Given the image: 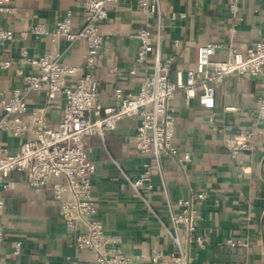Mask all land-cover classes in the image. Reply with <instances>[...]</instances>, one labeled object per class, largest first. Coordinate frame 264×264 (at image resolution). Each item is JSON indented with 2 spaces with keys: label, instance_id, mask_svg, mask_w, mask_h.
Masks as SVG:
<instances>
[{
  "label": "crops",
  "instance_id": "crops-1",
  "mask_svg": "<svg viewBox=\"0 0 264 264\" xmlns=\"http://www.w3.org/2000/svg\"><path fill=\"white\" fill-rule=\"evenodd\" d=\"M83 1L11 0L17 11L0 13V27L14 32L13 39L0 43V59L13 62L10 68H0L1 89L10 94L20 83L18 69L37 72L36 66L20 61L23 47L30 55L50 53L62 64H85L84 39L52 40L51 36L56 20L65 18L69 10L73 29L82 26ZM161 2L166 11L161 52L163 56H175L173 80L177 69L185 71L195 66L198 44H222L217 58H225L226 45L230 42L245 51L264 34V0H240V10L235 16L230 12L229 0ZM146 21L137 0H132L111 6L108 18L100 23L104 46L95 66L84 70L98 80L103 103L113 101L117 86L137 91L146 73L153 71L154 54L147 67L136 62L139 41L133 31ZM150 21L156 25L157 17ZM37 24H43L47 32H33ZM176 39H179L177 44ZM131 68H136L137 73L131 74ZM261 95H264V74L233 73L218 84L214 108H205L196 99L188 100L182 91L171 99L176 116V141L181 152H190L191 159L180 164L164 156L165 183L173 201L194 198L199 208L197 232L206 241L200 247L184 239L187 264H237L243 259L249 264H264V120L256 112ZM27 101L25 119L42 111L51 126L59 125L66 107L64 93L49 95L44 90L32 91ZM3 114L0 104V118ZM138 123V116L126 117L104 136L84 137L96 165L93 176L96 217L116 245L128 254L131 264H171L169 255L177 247L167 230L170 222L162 178L155 173L154 187L142 188L140 192L131 183L150 159L133 142ZM245 129L252 132V148L234 158L228 151V142ZM23 139L9 129L0 131V142L11 153L20 150ZM199 192L206 196L198 198ZM0 197L5 200V210L0 215V229L4 232L0 259L4 264H97L94 252L76 245L75 233L61 217L50 186L34 188L24 172L14 171L8 187L0 188ZM229 238L243 240L247 245L232 246L227 242ZM17 241L21 242V250L13 254ZM156 252L163 257L153 262Z\"/></svg>",
  "mask_w": 264,
  "mask_h": 264
},
{
  "label": "built area",
  "instance_id": "built-area-1",
  "mask_svg": "<svg viewBox=\"0 0 264 264\" xmlns=\"http://www.w3.org/2000/svg\"><path fill=\"white\" fill-rule=\"evenodd\" d=\"M132 0H84L82 4L83 24L73 29L72 12L69 10L63 19H57L51 33L52 40L84 39L87 44L85 64H62L50 53L30 55L26 47L21 49L20 61L37 67V72H24L18 69L20 83L10 94L0 88V104L4 114L0 118V131L9 129L14 136L23 137L20 150L11 153L0 142V188H7L12 172H24L28 183L34 188L50 186L52 197L58 201L60 215L66 225L75 233V243L79 248L94 252L97 264H131V260L106 232L103 222L96 217L97 202L93 195V176L96 165L89 156L84 137L104 136L117 128L118 122L126 117L138 116L139 123L133 142L138 151L150 157L144 163L143 171L131 183L140 192L142 188L152 189L155 173L162 178L164 200L170 226L167 228L177 250L169 255L171 264H187L188 256L184 249L186 242H196L200 247L206 244L202 234L197 232L199 208L193 197H182L173 201L165 183L163 157L168 156L178 163L191 159L190 152H181L176 141V116L171 99L183 92L188 100L196 99L205 108H214L218 84L229 74H264V34L241 51L234 42L227 44L225 58H217L222 44L203 42L197 46L194 67L185 71L177 69L175 79L171 78L175 56L162 55L164 37V16L161 0H137L142 14L147 18L144 24L133 31L139 45L136 62L147 67L151 54H154V68L146 73L137 91H126L117 86L113 90V101L103 103L100 99L99 82L90 71L97 62L104 46L105 36L100 32V23L108 18L113 5ZM240 0H229L233 16L240 10ZM11 0H0V13H15ZM157 17L156 25L150 18ZM175 17V14H173ZM182 16H185L182 13ZM33 32L45 33L46 27L37 24ZM11 29L0 27V43L13 39ZM179 43V39L175 40ZM13 62L0 59V68L7 69ZM137 73L136 68L129 70ZM44 90L53 95L64 93L66 107L57 127L51 126L44 112L36 111L30 119L23 117L28 110V94ZM234 109L235 106H229ZM257 116L264 120V95L257 100ZM252 132L242 130L228 142V151L234 158L252 148ZM206 194L199 192L198 198ZM5 200L0 197V215L4 213ZM86 224V227L83 224ZM185 233L186 237H183ZM4 232L0 229V242ZM232 246H246L240 239L229 238ZM21 242L14 244L12 253L18 254ZM163 254L156 252L153 262H158ZM0 264H4L0 259ZM237 264H249L246 259Z\"/></svg>",
  "mask_w": 264,
  "mask_h": 264
}]
</instances>
